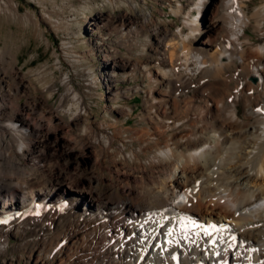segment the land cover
<instances>
[{
	"label": "bare ground",
	"instance_id": "1",
	"mask_svg": "<svg viewBox=\"0 0 264 264\" xmlns=\"http://www.w3.org/2000/svg\"><path fill=\"white\" fill-rule=\"evenodd\" d=\"M246 1L197 0L198 19L172 40L166 27L147 26L157 39L152 80L169 87L152 132L136 133L141 153L152 154L148 165L117 163L107 143L84 135L90 169L70 168L69 143L49 130L60 115L19 104L30 87L23 78L13 88L0 79V264H12L9 251L28 264H264V33L250 21L264 19V4L249 17ZM120 22L135 30L131 17ZM111 24L100 15L91 26ZM107 159L135 174V188L103 185ZM61 200L54 209L62 212H49L47 202Z\"/></svg>",
	"mask_w": 264,
	"mask_h": 264
},
{
	"label": "rangeland",
	"instance_id": "2",
	"mask_svg": "<svg viewBox=\"0 0 264 264\" xmlns=\"http://www.w3.org/2000/svg\"><path fill=\"white\" fill-rule=\"evenodd\" d=\"M196 1L0 0V79L5 77L13 88L17 79L23 78L30 87L20 93L18 103L35 101L60 115L62 122L51 123L49 130L60 132L69 143L65 153L71 156L66 160L70 168L80 167L87 173L90 169V158L78 141L84 135L92 144L107 143L117 163L148 165L152 154L141 153L136 133L144 129L152 132V113L160 114L168 107L159 94L169 87L162 80H152L158 71L153 51L157 39L147 26L166 27L172 34L168 40H172L186 21L198 17ZM261 4L264 0L246 1L244 10L251 17ZM100 15L108 16L117 26L93 28L91 23ZM122 15L136 21L135 30L122 25ZM250 21L260 22L264 33V19L251 17ZM246 35L257 45L259 36L252 25ZM121 58L131 65L119 67ZM13 68L18 78L12 76ZM78 118L80 123L75 126ZM67 123L74 128L68 129ZM106 162L100 165L104 186L116 184L119 191L134 187L135 174L126 177L122 170L112 168L108 159ZM81 200L67 202V211L76 210ZM62 201L47 202L53 205L49 212H62L54 209ZM15 241L11 239V243ZM18 256L7 253L12 264H28Z\"/></svg>",
	"mask_w": 264,
	"mask_h": 264
},
{
	"label": "snow or ice",
	"instance_id": "3",
	"mask_svg": "<svg viewBox=\"0 0 264 264\" xmlns=\"http://www.w3.org/2000/svg\"><path fill=\"white\" fill-rule=\"evenodd\" d=\"M258 110H259V109H258ZM6 223H7V221H6L5 219H0V225H5ZM169 235H171V233H169ZM232 239L235 240L236 237H233ZM253 251H255V249H253ZM172 259L175 260L176 257L173 256Z\"/></svg>",
	"mask_w": 264,
	"mask_h": 264
}]
</instances>
